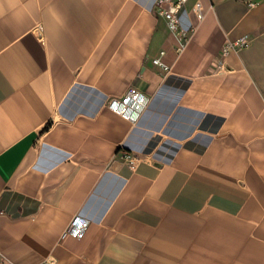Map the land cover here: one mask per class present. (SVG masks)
I'll return each instance as SVG.
<instances>
[{"label": "crops", "instance_id": "1", "mask_svg": "<svg viewBox=\"0 0 264 264\" xmlns=\"http://www.w3.org/2000/svg\"><path fill=\"white\" fill-rule=\"evenodd\" d=\"M179 17L175 38L156 0H0V264H264V0ZM131 88L129 119L107 101Z\"/></svg>", "mask_w": 264, "mask_h": 264}, {"label": "built area", "instance_id": "2", "mask_svg": "<svg viewBox=\"0 0 264 264\" xmlns=\"http://www.w3.org/2000/svg\"><path fill=\"white\" fill-rule=\"evenodd\" d=\"M188 0H156L158 7V14L165 22L168 31L177 38L180 27L179 12L186 4ZM198 8V6L196 7ZM247 39L240 38L234 42L227 43L222 48V55H227L230 51H234L236 48L241 49L246 47ZM153 64L167 69V67L160 62L159 59L153 60ZM144 104V97L142 94L134 88L129 89L126 94L120 98H110L107 101V106L113 112L119 114L124 118H132L134 113ZM89 225V220L83 217L75 216L72 218L67 228L64 231V235L71 236L72 238L80 239L83 237L85 230ZM45 264H50L46 262Z\"/></svg>", "mask_w": 264, "mask_h": 264}, {"label": "rangeland", "instance_id": "3", "mask_svg": "<svg viewBox=\"0 0 264 264\" xmlns=\"http://www.w3.org/2000/svg\"><path fill=\"white\" fill-rule=\"evenodd\" d=\"M230 2V4H239V5H244V4H247L248 1H257V0H227ZM252 42H255V39H248L247 40V44H246V48L247 50H249L250 46H252ZM258 43L262 46L258 52H257V55L254 56V62H255V66L258 70V73H257V80L261 86L262 89H264V38L261 37V39H259ZM256 43V44H258ZM254 44V47L255 45Z\"/></svg>", "mask_w": 264, "mask_h": 264}, {"label": "trees", "instance_id": "4", "mask_svg": "<svg viewBox=\"0 0 264 264\" xmlns=\"http://www.w3.org/2000/svg\"><path fill=\"white\" fill-rule=\"evenodd\" d=\"M49 127V125L45 126V130Z\"/></svg>", "mask_w": 264, "mask_h": 264}]
</instances>
